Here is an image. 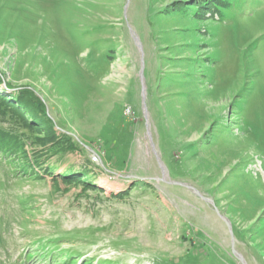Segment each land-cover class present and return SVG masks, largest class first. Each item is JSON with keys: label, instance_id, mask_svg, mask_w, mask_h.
I'll return each mask as SVG.
<instances>
[{"label": "rangeland", "instance_id": "1", "mask_svg": "<svg viewBox=\"0 0 264 264\" xmlns=\"http://www.w3.org/2000/svg\"><path fill=\"white\" fill-rule=\"evenodd\" d=\"M0 75V264H264V0H0Z\"/></svg>", "mask_w": 264, "mask_h": 264}, {"label": "trees", "instance_id": "2", "mask_svg": "<svg viewBox=\"0 0 264 264\" xmlns=\"http://www.w3.org/2000/svg\"><path fill=\"white\" fill-rule=\"evenodd\" d=\"M2 80H3V76L0 75V81H2ZM8 89H10V87ZM19 91H24V89H21ZM20 98H21V101L19 102V105L22 107V109L26 112L33 113V116L35 117V120H34L35 126L34 127L32 126L31 121L26 119L24 111L21 110L19 108V106H17V104L14 105V104L9 103L8 107H11L15 112H17V114L21 118L24 119L23 121L26 123V125L28 127L33 128V131H35V132L47 131L49 139H51L52 137H55V135L53 133V130H54L53 124L46 114L45 106L40 102H26L25 100H23L22 97H20ZM0 101L3 103L7 102L6 99L3 97H0ZM9 142H12V141L7 139L6 136H4V134H2V132H0V153L4 154L7 151L10 152V148H12V147L10 146ZM38 144L45 145L46 143H45V140H42L39 138ZM88 176H89V173L84 172L82 174L81 178L85 179V178H88ZM78 183L85 184V182H78Z\"/></svg>", "mask_w": 264, "mask_h": 264}, {"label": "water", "instance_id": "3", "mask_svg": "<svg viewBox=\"0 0 264 264\" xmlns=\"http://www.w3.org/2000/svg\"><path fill=\"white\" fill-rule=\"evenodd\" d=\"M144 99H145V94H144ZM146 110V109H145ZM163 168V167H162ZM164 170V169H163ZM165 181V180H163ZM166 182V181H165ZM170 185H174V186H181V187H185L189 190H191L196 196H198L200 199H202L203 201L211 204L214 209H215V212L216 214L220 217V219L225 222L226 226H227V229H228V232H229V235L231 236V239H232V243H233V252L234 254L236 255V253H238L235 249H234V245H235V242H236V236L234 234V231H233V227L230 223V221L221 214V212L218 210V208L216 207V204L215 202L210 199V198H207L205 197L204 195H202L197 189H195L194 187H191V186H188V185H185V184H182V183H178V182H166ZM241 255V254H240ZM237 256V255H236ZM242 256V255H241ZM243 257V256H242ZM239 259V258H238ZM244 259V257H243ZM240 260V259H239ZM241 261V260H240ZM242 263V262H241ZM243 264V263H242Z\"/></svg>", "mask_w": 264, "mask_h": 264}, {"label": "bare ground", "instance_id": "4", "mask_svg": "<svg viewBox=\"0 0 264 264\" xmlns=\"http://www.w3.org/2000/svg\"><path fill=\"white\" fill-rule=\"evenodd\" d=\"M163 169H164V167H163ZM166 175H167V174H166ZM236 255H237L238 258H240V259L243 260V258H242V256H241L240 254L236 253ZM243 262H244V260H243Z\"/></svg>", "mask_w": 264, "mask_h": 264}, {"label": "built area", "instance_id": "5", "mask_svg": "<svg viewBox=\"0 0 264 264\" xmlns=\"http://www.w3.org/2000/svg\"><path fill=\"white\" fill-rule=\"evenodd\" d=\"M93 159H94V162H98L99 160L96 156H94Z\"/></svg>", "mask_w": 264, "mask_h": 264}]
</instances>
